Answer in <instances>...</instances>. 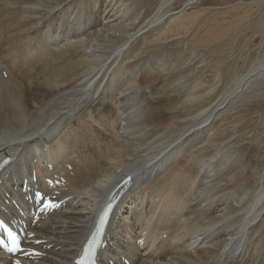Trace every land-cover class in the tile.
<instances>
[{
  "label": "bare ground",
  "instance_id": "obj_1",
  "mask_svg": "<svg viewBox=\"0 0 264 264\" xmlns=\"http://www.w3.org/2000/svg\"><path fill=\"white\" fill-rule=\"evenodd\" d=\"M22 1L8 8L13 31L0 40L11 48L0 54L11 62L0 63V151L25 157L6 190L32 162L37 171L59 172L65 160L73 168L60 189L73 202L38 225L51 249L37 264H68L97 207L126 176L131 186L102 255L118 252L111 264H264V51L236 68L233 47L213 48L233 42L242 1ZM68 46L79 66L62 65L65 80L33 87L34 62ZM223 62L228 79L211 83ZM138 63L150 71L161 64L165 72L151 79L160 93ZM114 98L116 141L96 150V125ZM130 234L143 239V252Z\"/></svg>",
  "mask_w": 264,
  "mask_h": 264
},
{
  "label": "rangeland",
  "instance_id": "obj_2",
  "mask_svg": "<svg viewBox=\"0 0 264 264\" xmlns=\"http://www.w3.org/2000/svg\"><path fill=\"white\" fill-rule=\"evenodd\" d=\"M16 1L17 0H0V34H2V38H0V40L3 39V35L4 36H6V34L9 35L8 30L13 31V29L10 25L11 23L5 24V21L8 19V8L11 11L13 10L12 9L13 6H14L13 8H16V6L14 5V3H16ZM232 1L233 0H227V1L223 0V2H225V4L231 3ZM238 1H240V2L242 1L241 4H242V9H243V16L241 17L240 23L237 26L236 36H235V38H233V42H232V40L228 41V42H224V43L220 44V46H217L215 44L213 48L221 47L224 49L228 48L227 50H231L233 47L232 50H235V52L238 54V56L240 55V57L237 58V62H236L237 67L236 68H238V67L242 68V66L245 63H249V61L251 59H253L256 55H258L259 51H260V53H262L264 51V0H238ZM240 26H241V28H240ZM225 47H227V48H225ZM65 48L66 49L68 48L69 51L65 50ZM65 48H63L62 52L60 51L61 54H59L60 52L56 51V54H54L55 52L53 53L54 55L53 54H50V55L47 54L48 56H43L44 58L43 57L38 58L34 62L33 65L35 68H33L31 70L33 74L35 73L34 79L32 78L33 82L35 81L33 84H32V80H26L27 78H30V76L28 75V71L27 70L21 71L20 79L22 81H24V82H21V85L25 84V87H27V93H29L28 88H30L29 87L30 84H32L33 87H35L37 85H41V84H42L41 86L49 87L52 84V80H59V81L65 80L68 75L64 71L59 69L60 66L64 65L66 68H70V66L73 67V64H74V66H76L77 64L79 66L80 63H78L76 61V59L74 58L76 55L72 51H70V50H72V49H70L71 47L68 46ZM0 51H1L0 54H2L4 51H11V48H10V50H7V49H2L0 47ZM229 52L230 51H228L226 54H228ZM63 53H64V55H63ZM51 55L53 57L58 55L57 57H59L60 59L62 58V59L60 60L59 58L55 57L54 60L53 59L48 60L49 59L48 57L53 58V57H51ZM69 55H70V57H69ZM2 56L3 55L0 56V63H3L5 61L6 64L9 65L11 63V62L9 63L10 59H9V61H7V58H9V56L6 57V55H5L4 58H6V59H1ZM63 58L65 59V61ZM222 59H224L226 63L228 62L225 58H222ZM42 60H43V62H42ZM44 60L45 61L48 60L47 61L48 63L45 62ZM59 60H60V62H59ZM54 61H56V62H54ZM44 62H45V64H43ZM49 62L54 63V65L49 63ZM58 62H59V64H58ZM225 62H223L217 66L214 63V66H216V68H214V69H216V72H214V74H211V76H210L209 81L211 83H216V80L219 78L224 79V80L228 79V76H229V73L231 72V70H229L227 68V66L224 65ZM35 63H37V64H35ZM138 64H139L138 72L144 73L145 75H147L150 78V79L148 78V80H149L148 83L151 85V91L160 93V90L158 88L159 83L152 81L151 79H153L158 72H160V71L165 72V70L162 69L161 64H157L155 71H150L147 65H144L141 63H138ZM42 65H43V67H42ZM66 65H68V66H66ZM49 66H50V68L51 67L54 68L55 66L57 68L56 67L54 69L51 68L52 69L51 70L49 68ZM46 67L48 68V70ZM42 70L43 71L45 70V71L43 72ZM243 70L245 72L247 69L244 68ZM38 71L39 72L41 71L44 74H42L41 72L39 73ZM45 72H46V75H45ZM48 74L50 77L48 76ZM36 75H38V76H36ZM51 75H52V78H51ZM172 75H174V73H172ZM204 75H202L201 78ZM38 80H39V82H38ZM219 90H220V87L215 89L214 92L217 94L219 92ZM26 99H28V98L26 97ZM144 101H145V103L151 102L148 96L144 97ZM162 102H163V99L160 96V103H162ZM104 106L106 107V109L105 108L102 109V114L106 115V117L98 120V123L96 125V150L98 148L103 149L102 146H105L104 142L114 143L116 141L115 134L117 131V125L119 126V124H116L117 122H115L116 116H117L116 99L114 98L112 100L107 101L106 105H104ZM159 110L164 111V108L162 107ZM114 122H115V124H114ZM256 129H260V128L257 127ZM98 144H100V145H98ZM97 145H98V147H97ZM80 148H81V146L75 147V151L77 152ZM84 150L86 152H91L93 150V148L89 146L87 148L85 147ZM89 161H92V160H89Z\"/></svg>",
  "mask_w": 264,
  "mask_h": 264
},
{
  "label": "snow or ice",
  "instance_id": "obj_3",
  "mask_svg": "<svg viewBox=\"0 0 264 264\" xmlns=\"http://www.w3.org/2000/svg\"><path fill=\"white\" fill-rule=\"evenodd\" d=\"M45 208L54 207L53 204L50 202L44 204ZM108 212L105 211L103 216L100 219V225L96 230V233L93 234L92 239L89 241L88 247L84 250V256L77 262V264H88V262L93 258L95 255L96 247L98 246L97 240L98 235L103 231L104 225L107 222ZM11 236V233H9ZM10 252H23L25 255H39L36 252H25L24 249L21 247V242L18 241L15 237L12 238V247L8 249ZM16 264H20L19 261H16Z\"/></svg>",
  "mask_w": 264,
  "mask_h": 264
}]
</instances>
